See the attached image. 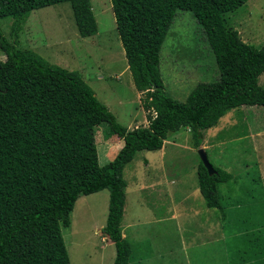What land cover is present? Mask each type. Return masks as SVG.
<instances>
[{
	"label": "trees",
	"instance_id": "16d2710c",
	"mask_svg": "<svg viewBox=\"0 0 264 264\" xmlns=\"http://www.w3.org/2000/svg\"><path fill=\"white\" fill-rule=\"evenodd\" d=\"M247 1L111 0L128 70L149 121L146 128L131 131L77 72L50 65L0 37L6 57L0 61V264H70L62 229L70 227L80 197L103 190L109 203L101 233L115 247L113 264H129L131 246L121 233L124 167L138 152L162 149L171 133L189 128L199 149L204 131L227 113L244 106L264 108L258 83L264 45L242 42L226 19ZM63 3L70 4L81 38L96 35L90 0H0V20H25L33 11ZM178 10L191 12L201 25L219 70L217 81L197 85L185 102L164 94L160 73V50ZM101 124L123 140L105 167L98 164L94 140ZM213 169L209 176L200 163L197 174L207 207L217 209L219 187L234 177Z\"/></svg>",
	"mask_w": 264,
	"mask_h": 264
},
{
	"label": "rangeland",
	"instance_id": "374dc122",
	"mask_svg": "<svg viewBox=\"0 0 264 264\" xmlns=\"http://www.w3.org/2000/svg\"><path fill=\"white\" fill-rule=\"evenodd\" d=\"M90 3L97 24L92 37L79 36L69 3L33 11L25 20L4 18L0 20V37L16 42L17 49L31 51L50 65L77 72L127 131L146 128L147 112L128 70L111 0ZM226 19L242 42L255 48L264 45V0H248ZM5 59L0 48V61ZM160 73L164 94L179 102H185L197 85L219 79L215 56L191 12L176 11L160 50ZM258 83L264 89V73ZM239 109L204 131L201 148L210 164L234 177L233 182L219 187L222 200L227 195L224 187L234 193L241 185L245 190L243 183L249 178L259 184V195L250 200L251 207L229 212L225 208L230 221L240 227L238 237L229 236L231 244L239 245L232 249L234 261L242 257L249 264L264 256V108ZM94 140L100 167L112 161L123 146V140L105 124L94 129ZM163 149L138 152L123 170L127 187L121 233L131 246L129 264H189L180 245L187 240L201 242L203 236L212 241L189 252L191 262L190 256L198 255L203 264H218L219 244L214 240L219 236L215 228L209 236L208 227L223 208H208L200 194L197 172L202 162L190 129L169 134ZM108 203L107 190L76 201L70 227L62 229L70 264H113L110 255L115 247L101 233ZM170 203L176 204L172 217ZM189 205L191 211H183ZM228 221L224 220L230 230ZM253 238L258 247L249 244ZM241 239L243 243L238 244Z\"/></svg>",
	"mask_w": 264,
	"mask_h": 264
},
{
	"label": "crops",
	"instance_id": "0c3cea01",
	"mask_svg": "<svg viewBox=\"0 0 264 264\" xmlns=\"http://www.w3.org/2000/svg\"><path fill=\"white\" fill-rule=\"evenodd\" d=\"M163 148H164V143H163L162 149H160V150L165 151ZM203 150L205 151V149H203ZM231 181L233 182L234 178ZM261 182H263V181L261 180ZM243 184L246 185L247 188L244 190V187L241 185V186H239V188L237 190H235L234 193H232V191L230 190V187H224V190L225 191L227 190V195H224L223 200L221 199V201H223L224 203H221L220 209L223 208V211H220L221 212L220 216H218L216 218L211 217L213 220V224H209L208 231H210V229L215 228L216 233H218V236H219L218 239L214 240V241H218V244H219V249H216V252H217L216 253V260H218V264H244L246 261H248V260L242 259V257H241V260H239L237 262L234 261V258H233L234 255H233L232 249L233 248L237 249L239 247V245L231 244L229 236L234 235V238L238 237V231H239L238 229H240V227L238 225H236L235 223H232L230 221L229 217L227 216V212L225 210V208H227V211L229 212L232 209H241V208L244 209L245 207H247V208L251 207L250 200L253 199L255 196L259 195V193H258L259 184L255 180H250V178H249V181H246ZM224 185L227 186L228 184H224ZM240 188H241V191H240ZM262 188H263V186H262ZM262 191H263V189H262ZM243 192H246V193H243ZM175 206H176L175 203H170V207H171L170 216L171 217L174 214H176L175 211L173 210V207H175ZM191 206L192 205H189L183 211H186V210L191 211L190 210ZM225 219H228L229 220L228 222L232 226V228L230 230L227 229V225L224 222ZM211 235H212V233L210 231L209 236H211ZM243 236H245V235H243ZM203 237L204 238H202L201 242H199V240L196 241L194 239V241L192 243L189 240H187V243H183V242L181 243L180 247L183 246V250L185 249L186 250L185 252H187L186 259H187V262L189 264H203L200 256H198V255H195L194 257L190 256L192 259V262L189 258V252H191L192 250H195L199 247H202L206 243H209L210 241H212V240H210V238H208L206 236H203ZM239 237H241V236H239ZM248 242H249V244L252 243V245L254 247L259 246L257 244V239H255V238H253L252 240L250 239ZM241 243H243L242 239L240 240V242H238V244H241ZM220 249L222 252L219 251ZM212 255L214 256V250L213 249H212ZM110 256H112L113 261H114L115 251L112 250ZM245 264H248V263H245ZM249 264H264V257L260 256V258L251 261Z\"/></svg>",
	"mask_w": 264,
	"mask_h": 264
},
{
	"label": "water",
	"instance_id": "95a60500",
	"mask_svg": "<svg viewBox=\"0 0 264 264\" xmlns=\"http://www.w3.org/2000/svg\"><path fill=\"white\" fill-rule=\"evenodd\" d=\"M198 154H199L201 162H202L203 166L206 168L209 176L215 174L216 172L214 171L212 165L210 164L205 151L203 149H199Z\"/></svg>",
	"mask_w": 264,
	"mask_h": 264
},
{
	"label": "clouds",
	"instance_id": "9594fccd",
	"mask_svg": "<svg viewBox=\"0 0 264 264\" xmlns=\"http://www.w3.org/2000/svg\"><path fill=\"white\" fill-rule=\"evenodd\" d=\"M166 141V140H165ZM199 149H202V148H199ZM212 165V164H211ZM213 167V166H212ZM217 168V167H216Z\"/></svg>",
	"mask_w": 264,
	"mask_h": 264
}]
</instances>
